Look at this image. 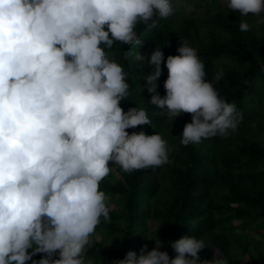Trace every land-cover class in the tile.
Here are the masks:
<instances>
[{
    "label": "clouds",
    "instance_id": "obj_1",
    "mask_svg": "<svg viewBox=\"0 0 264 264\" xmlns=\"http://www.w3.org/2000/svg\"><path fill=\"white\" fill-rule=\"evenodd\" d=\"M226 6L264 25V0ZM173 13L172 0H0V264H95L87 249L101 218L110 220L100 189L110 164L131 172L170 162L159 133L126 131L151 121L143 108L120 106L131 86L115 45H129L134 62L151 65L140 86L152 94L151 105L175 119L192 114L183 145L238 130L242 115L219 96L187 39L166 59L160 46L150 56L138 51L137 26L153 27ZM239 27L251 25L241 19ZM223 76L219 68L214 79ZM146 238L156 247L129 250L113 264H229L200 259L207 246L199 237L168 241L174 258L158 237ZM36 253L45 255L34 260Z\"/></svg>",
    "mask_w": 264,
    "mask_h": 264
},
{
    "label": "trees",
    "instance_id": "obj_2",
    "mask_svg": "<svg viewBox=\"0 0 264 264\" xmlns=\"http://www.w3.org/2000/svg\"><path fill=\"white\" fill-rule=\"evenodd\" d=\"M172 5L173 15L159 19L155 26H137L142 39L138 51L150 56L160 46L166 59L169 54H178L181 37L187 39L205 63L207 79L220 97L235 103L242 121L238 130L227 136L183 145L181 134L192 114L175 119L151 105L152 94L141 88L146 83L142 77L151 65L134 62L129 45H115L112 54L129 73L131 86L120 106L125 112L143 108L151 121L126 131L159 133L168 142L170 162L131 172L110 164L112 171L100 182L111 209L110 220L101 218L87 256L95 264H111L129 250L139 255L145 244L152 250L155 240L146 237H158L160 250L174 258L178 254L168 241L195 236L204 239L207 246L199 252L200 259L221 255L229 264H243L235 253L238 249L249 258V264H264V25L251 13L240 17L222 7L219 0H196L197 8L206 12L190 17L182 14L177 0H172ZM241 19L251 25L249 30L240 29ZM161 68L158 92L163 96L168 69L164 62ZM219 68L224 76L217 81L214 74ZM111 202L118 204L117 211ZM250 228L261 233L259 239L248 233ZM97 233H103L104 239L98 241ZM44 255L36 253L32 259ZM54 258H59L58 253Z\"/></svg>",
    "mask_w": 264,
    "mask_h": 264
},
{
    "label": "rangeland",
    "instance_id": "obj_3",
    "mask_svg": "<svg viewBox=\"0 0 264 264\" xmlns=\"http://www.w3.org/2000/svg\"><path fill=\"white\" fill-rule=\"evenodd\" d=\"M219 3L222 7H227L226 6V0H219ZM177 4L178 7L180 9V11L182 12V14L184 16L190 17L192 15H204L205 14V9L204 8H197L196 6V0H188V1H181V0H177ZM263 140H264V133L262 136ZM111 207L117 211L118 210V204L116 202H111ZM236 226H238L239 231L242 232L243 229L240 228L239 223L237 221L234 222ZM248 233L253 236L256 239L260 238L261 233L259 231H257L254 228H250L248 229ZM96 238L98 239V241H101L104 239V234L103 233H97L96 234ZM262 239L264 240V238L262 237ZM161 247V246H160ZM235 249V248H234ZM235 253L239 256V258L241 259L243 264H249L250 260L248 257H245L242 255L240 250H236ZM218 258H223L221 255H217ZM113 264V263H111Z\"/></svg>",
    "mask_w": 264,
    "mask_h": 264
}]
</instances>
